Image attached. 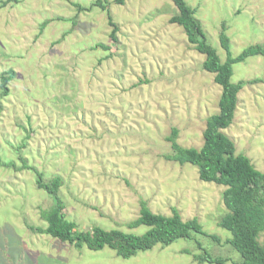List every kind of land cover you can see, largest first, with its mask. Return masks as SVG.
<instances>
[{
  "label": "rangeland",
  "instance_id": "1",
  "mask_svg": "<svg viewBox=\"0 0 264 264\" xmlns=\"http://www.w3.org/2000/svg\"><path fill=\"white\" fill-rule=\"evenodd\" d=\"M185 1L221 61L222 24L232 57L252 45L264 49V0ZM177 14L171 0H0V75L15 74L7 95L0 89V158L14 164L0 166V264H198L202 250L231 260L226 264L239 261L218 226L225 188L165 159L173 129L180 147H202L221 94L202 69L204 56L169 22ZM231 82L244 84L223 133L264 172V56L234 65ZM19 157L44 182L61 178L60 198L76 231L141 235L146 227L127 225L143 201L154 214L175 209L183 221L196 218L219 243L192 234L122 259L107 247L77 249L37 234L29 228L46 227L39 213L52 200L32 171L20 169ZM258 240L264 244V232Z\"/></svg>",
  "mask_w": 264,
  "mask_h": 264
},
{
  "label": "trees",
  "instance_id": "2",
  "mask_svg": "<svg viewBox=\"0 0 264 264\" xmlns=\"http://www.w3.org/2000/svg\"><path fill=\"white\" fill-rule=\"evenodd\" d=\"M124 1L114 0V3L122 5ZM171 1L178 14L169 22L180 26L187 42L204 56L202 69L214 75V83L220 87L221 94L218 113L206 119L202 133V147L198 150L180 147L176 142L177 131L173 129L166 139L170 143L172 154L165 156V159L180 165L190 164L197 169L198 179L201 182L213 183L225 188L222 203L226 213L220 219L218 226L229 233L230 238L226 243L239 255V261L232 264H264V244H260L258 240L259 235L264 232V172L256 170L245 155L236 154L233 142L223 133L232 124L237 108V96L244 84V82H231L233 66L250 57L264 56V49L261 45H252L236 57H232L230 41L226 36V25L222 24L218 38L225 52V60L221 61L216 49L208 43L202 25L195 16L196 10L185 0ZM72 5L81 9L78 4L72 3ZM108 22L112 26L110 39L115 42L118 28L109 14ZM14 75L12 70L0 75L2 96L7 95V83ZM18 159L21 163L20 169L32 171L36 176V188L44 191L52 200V206L47 210H40L39 213L46 227L29 228L37 234L48 235L77 249L86 247L90 251H99L107 247L122 259H129L138 252L151 250L156 245L165 247L178 239H191L192 234L219 243L218 237L203 231L196 218L183 221L175 209L171 216L154 214L143 201L140 202L138 218L127 225L130 230L146 227L147 230L141 235L116 229L107 231L95 226L90 230L76 231V225L66 219L64 204L60 198L61 178L55 176L49 182H44L40 172L28 166L23 158ZM0 166L14 168L12 162H3L1 158ZM194 260L198 264H226L231 261L224 257H213L205 250L196 255Z\"/></svg>",
  "mask_w": 264,
  "mask_h": 264
}]
</instances>
